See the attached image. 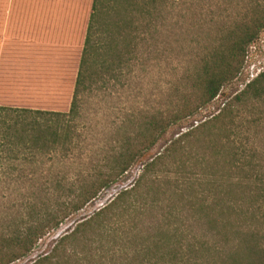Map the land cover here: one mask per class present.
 <instances>
[{
	"label": "trees",
	"instance_id": "16d2710c",
	"mask_svg": "<svg viewBox=\"0 0 264 264\" xmlns=\"http://www.w3.org/2000/svg\"><path fill=\"white\" fill-rule=\"evenodd\" d=\"M263 31L264 0H93L68 112L0 106V264L212 104ZM34 264H264V72Z\"/></svg>",
	"mask_w": 264,
	"mask_h": 264
},
{
	"label": "rangeland",
	"instance_id": "374dc122",
	"mask_svg": "<svg viewBox=\"0 0 264 264\" xmlns=\"http://www.w3.org/2000/svg\"><path fill=\"white\" fill-rule=\"evenodd\" d=\"M93 0H0V106L68 112L73 97ZM264 72V31L249 48L238 78L196 116L171 128L157 146L82 211L45 236L33 252L13 264H34L81 221L134 186L144 165L182 134L218 115L224 105ZM120 111L117 115L120 117ZM91 159L80 170L91 172ZM118 193V194H117Z\"/></svg>",
	"mask_w": 264,
	"mask_h": 264
},
{
	"label": "built area",
	"instance_id": "2783aa9c",
	"mask_svg": "<svg viewBox=\"0 0 264 264\" xmlns=\"http://www.w3.org/2000/svg\"><path fill=\"white\" fill-rule=\"evenodd\" d=\"M117 194H118V193H117ZM116 197H117V196H116ZM114 199H115V198H114ZM114 199H113V200H114ZM102 207L104 208V205H102Z\"/></svg>",
	"mask_w": 264,
	"mask_h": 264
}]
</instances>
